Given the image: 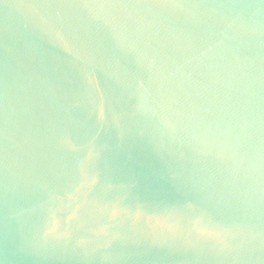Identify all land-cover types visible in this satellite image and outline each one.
Returning <instances> with one entry per match:
<instances>
[{
    "label": "water",
    "instance_id": "95a60500",
    "mask_svg": "<svg viewBox=\"0 0 264 264\" xmlns=\"http://www.w3.org/2000/svg\"><path fill=\"white\" fill-rule=\"evenodd\" d=\"M0 264H264V0H0Z\"/></svg>",
    "mask_w": 264,
    "mask_h": 264
}]
</instances>
